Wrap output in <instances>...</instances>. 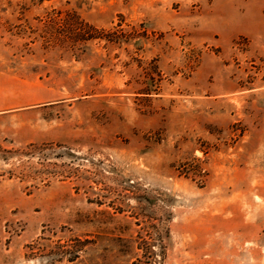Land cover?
Instances as JSON below:
<instances>
[{"label":"rangeland","instance_id":"1","mask_svg":"<svg viewBox=\"0 0 264 264\" xmlns=\"http://www.w3.org/2000/svg\"><path fill=\"white\" fill-rule=\"evenodd\" d=\"M0 264H264V0H0Z\"/></svg>","mask_w":264,"mask_h":264}]
</instances>
